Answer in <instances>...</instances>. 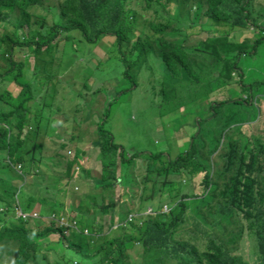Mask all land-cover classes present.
<instances>
[{"label": "trees", "instance_id": "16d2710c", "mask_svg": "<svg viewBox=\"0 0 264 264\" xmlns=\"http://www.w3.org/2000/svg\"><path fill=\"white\" fill-rule=\"evenodd\" d=\"M134 1L141 3V8L152 11L146 24L158 34L156 38H151L144 31L135 34L143 23L139 21V15L135 11L129 7L125 9V0H63L58 7L59 13L54 16L56 19L52 27L46 31L47 35L37 29L24 43V37L18 36L21 29L25 25L30 27L31 19L39 26L45 19V16L35 15L33 12V8L40 4L41 0H0V23H7L4 13L18 14L11 34L5 31L0 38V57L8 63L7 70L0 75V83L14 82L21 89L14 97L7 86L0 92V95L8 98L6 103L9 107L0 109V122L5 120L6 124H9L13 116L18 117L10 131L0 125V181L5 182L0 190V223L1 220L10 218L16 222H6L0 229V240L19 244L15 255L9 253L11 264H31L34 251L42 248L44 243L50 245L48 237L61 232L50 225L31 229L29 222L15 217L17 210L30 212L36 201L48 205L50 215H55L57 204L54 198L46 201L36 193L27 195L25 203L21 202L24 192L14 185V181H25L29 176L28 171L32 169H36L35 172L31 171L33 178L42 175H49L58 180L63 175L70 177L76 173L71 164L74 166L78 163L77 159L83 153L81 142L87 141L94 148L98 146L100 164V171L93 174L96 175V180H90V191L101 189L102 193L106 191L107 196V201H103L100 206L94 202V197L90 198L89 203L92 204L93 210L98 209L102 213L110 209L115 224L120 216L118 202L121 199L115 195V190L117 186L125 188L124 185H118V169L122 168L123 172H126L129 170L127 166L133 165L138 156H144L146 161L150 159L145 156V152L138 150L129 157L123 147L120 148L114 143L113 135L106 129L109 105L104 107L101 116L97 117L95 132L81 136L74 133L75 129L79 128L75 122L70 127L66 124L68 119H62L59 123L58 116L55 117V127H63L68 134H72L69 141L74 143L75 156L72 157L71 164L66 155L58 154V157L52 158L39 153L36 139L50 135L47 129L52 127L44 116L46 107L42 105L43 101L46 98L52 101L58 92L55 87L57 83L62 85L67 80L63 81L49 74L40 79L39 66L37 73L28 74L29 78L22 75L19 67L16 68L15 74H12L17 65L11 59L13 45L30 47L32 54L38 57L44 48H53V40H61L68 35L72 38L73 32L77 34L78 42L82 46L95 45L104 36H113L115 40L108 51V58L116 59V63L120 64L118 66L123 84L121 94L132 92V83L137 84L140 78L147 79L152 75L153 71L148 68V64L150 58H155L162 63L158 71L164 78L158 91L159 97L160 93L166 96L163 99L165 104L161 103V107L171 113L179 106H187L192 110L197 109L195 106L198 104L206 102L198 111L207 114L201 116L198 121L212 122L215 126L223 108L245 107L252 110L255 99L259 95L264 97V84L259 81L245 84L242 81L243 71L238 66L239 59L246 57L247 52L244 51L252 46L259 48L264 44V32L254 40L246 38L241 42H232L228 39V31L217 28H214L215 31L206 30L208 33L204 37L199 36L204 32L202 29L194 33L195 38L188 36L190 30L199 25L194 24V20L199 17L231 28H258L261 23L258 17L253 15L255 0H190L194 3L193 6L190 5L195 15L194 20H190L189 14L182 17L173 15L176 22L185 25L184 32L169 29L173 5L176 4L180 9V0ZM206 25L211 26L208 22ZM4 28H7L6 24ZM185 38L190 43L189 46L184 45ZM71 49L66 48V51ZM254 54L256 51L250 55ZM237 72L239 77L234 79L233 74ZM87 81L88 79H85L82 82ZM51 86L54 87L53 95L48 94ZM82 87L89 90L82 85L81 91L84 93ZM149 88L154 89L153 86ZM62 89L63 86L60 90ZM222 89L228 90V97L220 102L210 101V96ZM120 91L117 89V92ZM73 93L79 96L77 91L68 89L69 95ZM224 116V127H221V131L224 129L226 133L215 140L216 152L223 153L221 167L227 170L226 177H222L221 186L210 187L211 194L199 197L194 196L191 191H183L198 174L203 173V187L206 186L207 178L213 175L211 169L196 158L200 154L196 144L203 147L204 141L193 140L189 152L185 151L173 158L174 166L167 165L171 160L164 161L162 158L151 162L155 167L146 165L147 174L142 179L141 189L144 192L148 189V183H151V193L146 195L147 197L142 194L137 197L141 207L135 209L138 213L133 219L126 221V217L116 223V229L128 225V232L121 227L119 233L103 244H97V237H92L97 235L90 232V235L80 236L79 244L71 246L67 243V253L58 260L88 253V261L84 264H248V258L253 260L254 264H264V131L262 129L258 130L257 134L246 135L242 131L244 116ZM235 118L238 121L237 127L231 128L229 120ZM44 119L46 121L43 123ZM88 120L89 118H85L83 122ZM69 128L74 130L70 132ZM13 131L16 132L15 135H11ZM22 132H25L23 137ZM55 145L51 150L58 149L52 154L64 150L67 143L59 142ZM42 150L43 146L40 151ZM37 155L43 156L47 163ZM24 162L26 168L23 170L14 166V163ZM55 165H58L60 173L54 171ZM82 166H86L85 158ZM7 167L11 168L7 170ZM159 168L162 169L157 170ZM87 171L83 168V178L88 177ZM219 175L220 173H217L216 177L219 178ZM49 188L47 183H44L43 187H35L41 195L47 193ZM130 189L129 187L128 190ZM217 192L220 196L213 195ZM143 202H153L154 210L149 207L146 209L142 206ZM76 206L70 210L72 214L77 212L83 216L79 223L91 225L94 231L100 229V226L92 225L96 218L94 213L84 211L80 203ZM75 219L72 217L68 220L72 222ZM209 219L212 221L209 222ZM216 232H222V235ZM65 238L60 236V239ZM238 239H246L251 245L246 253L241 249ZM94 250L98 254L97 257H93ZM133 250L134 256L130 254Z\"/></svg>", "mask_w": 264, "mask_h": 264}, {"label": "rangeland", "instance_id": "374dc122", "mask_svg": "<svg viewBox=\"0 0 264 264\" xmlns=\"http://www.w3.org/2000/svg\"><path fill=\"white\" fill-rule=\"evenodd\" d=\"M62 2L63 0H41V3L33 8V12L35 15L45 16V19L41 22L40 26L34 24V19H31V26L28 27L25 25L21 29V32L18 33L19 37H24L22 41L24 42L27 39H30L34 35V31L37 29L47 35L46 31L52 27L53 22L56 19L54 16L59 13L58 7ZM124 5L125 9L129 7L132 11H135L139 15V21L143 23L140 26L141 29H137L138 32L135 33L136 35L144 31V33L150 35L151 38H156L158 36V34L153 32V30H151L146 24L147 18L151 17V10L147 11L144 8H141V3H137L134 0H125ZM190 5H194L190 0H180V9L177 8L176 4L173 5L174 9L173 14L171 15V20L169 21V29L173 31L176 29H179L181 32L185 31V25L176 22L174 16L182 17L184 14H189L190 20H194L195 15L190 9ZM253 10V15L258 17L259 22L261 23V25L258 24V28H253L251 26H246L245 30L237 27L231 28L227 25L215 24L199 17L194 20V24L199 23V25H197L196 28L191 29L188 36L191 35L192 38H195L196 35L194 33L197 30L202 29L204 32L199 36L204 37L206 36V33H208L206 30L212 29L215 31L214 28H217L228 31V39L232 42L245 41L246 38L254 40L256 37L262 36L264 32V0H255ZM3 16L6 18L7 23H0V38L5 31L8 34H11L14 23L18 19L17 13H4ZM207 22L210 23V27L206 25ZM5 24L7 27L6 29L4 28ZM71 37L73 40L70 38V35L61 38V40H53L51 43L53 48L51 50H49L50 48H44L42 54L38 57L32 54L30 47L13 45L11 59L14 63H17V65L14 67L12 74H15L16 68L19 67L22 75L28 77L29 73H37L38 69L41 68L39 69L41 74L39 76L40 79L45 78L46 74H49L57 76L58 79L63 81L67 80L62 85H58L57 83V86L55 87L58 92L52 101L49 98H46L43 101L42 105L46 107L44 109L46 110L44 116H46L45 118H48L52 127L47 129L50 135H47L46 137L40 136L36 139L39 153L56 158L59 155H65L66 151L69 150L66 157L71 164V159L75 156L74 143L69 141L72 134H68L63 127L56 128L58 125L55 127L56 119L54 116H58L59 123L62 119H68L69 122L66 124L69 126H73L72 123L75 122L79 127L75 129V131L80 133L90 127L89 133H91L92 131L95 132L97 126L95 122L97 117L101 116L104 107L109 105L106 129L111 135H113L114 143L120 148L123 147V150L127 151L126 154L129 157L136 154V150H138L145 152V156L150 158L148 159L149 161H146L144 156H138L133 165L127 166V168L129 167V170L126 172H123L122 168L118 169V185H124L125 188L117 186L115 190V195L118 196V198H121L118 202L120 216L116 219L115 224L118 223L117 221L120 222L125 220L126 217V221H128L130 215L134 218L137 215L136 213H138L135 209L141 207L137 197H140L141 194L148 196L151 193V183H148V189L144 192L141 189L142 179L147 174L146 165L148 164L151 167H155L151 162L162 158L164 161L167 159L171 160L172 162L167 165L174 166L173 158H176L178 154L185 151L189 152V146L193 140L202 139L204 141L203 147L196 144V148L200 153L196 158L201 161L204 166L210 168L213 175L212 177L209 176L207 178L206 186L203 187L201 184L203 173L198 174L192 180L190 186H185L183 188V191H191L194 196L199 197L205 194H211L212 191L210 189L212 187H217L218 185L221 186L223 181L222 177H226L227 170L226 168L222 169L221 167L223 153L221 151L216 152L215 140L226 133L224 129L221 131V127H224V114H236L237 117L244 116L242 131L246 135L257 134V131L262 129L264 131L263 95H259L255 99L252 110L245 107H235L232 109L223 108L221 110V116L215 122L217 124L216 126L212 122L202 123L198 121L201 116L207 114L206 112L202 113L198 111L199 108H202V105L206 104V102L195 106L197 109L191 110L187 106H179V108L175 109L173 112L167 113L168 110L161 107V103L165 104L163 99L166 96L162 93H160V97L158 95V91L161 89V83L164 80L162 73L158 71L159 67H162V63L159 62V60L150 58L151 60L149 61L148 68L152 69V75L147 79L140 78L137 84L132 83L130 88L132 92L121 94L120 90L123 84H121V70L118 66L120 64L116 63V59L108 58V51L113 46L115 38L113 36H104L95 45L82 46V44L78 42V36L75 32L71 33ZM184 45H190L186 38ZM66 48H72L73 50L66 51ZM254 51H256V54L250 55ZM245 52H247L246 57H241L238 65L243 71L242 81H244L245 84H250L253 81H259L264 84V44L259 48L252 46L247 51H244V53ZM7 68L8 63L0 57V75L4 74ZM122 70L125 72L124 67ZM144 71L145 67L143 68V72ZM238 77V72L233 74L234 79H238ZM85 79H88V81L83 83L82 81ZM170 82H173L174 84L173 80ZM82 85H85L89 90H85L82 87L85 93L82 92ZM5 86H7V89L11 92L13 97L16 95L17 91L21 90L14 82L5 81L2 84L0 83V92L2 89H5ZM62 86L63 89L60 90ZM149 86H153L154 89H150ZM44 88L45 87H43V89ZM53 88L54 87L51 86L48 91L49 95L52 94ZM68 89L77 91L79 96H76L74 93L73 95H69ZM117 89L120 92H117ZM0 97V109L4 110L5 108H9L7 106L8 103H6L8 98L6 96L3 97L2 95H0ZM227 97L228 90L222 89L214 92L210 96V101L220 102ZM55 103L57 105H55ZM17 118V116H13L9 124H6L5 120H1L0 125H4L10 131L14 127V124H16ZM85 118H89V120L83 122ZM45 121L46 119L43 120V123ZM229 121L231 128L237 127L236 125L238 121L236 118ZM52 129H54L53 132ZM72 130L74 129H68L70 132ZM15 134L16 132H11V135ZM24 134L25 132H22V137ZM59 142H66V148L59 151L57 154H52L58 148L56 150L51 149L55 148V144H58ZM43 145L45 146V149L40 151ZM82 150L84 152L78 157V164L75 163L74 166L71 164V168H73V171H76V173L71 174L70 177L63 175L60 176V179L58 180L49 175H42L41 177L38 176L33 178L32 173L35 172L36 169H32L33 172H31L32 170L28 171L29 176H27L25 181H14V185L24 192V196L21 200L23 203H25V197L27 195H34L35 193L46 201H49V198H54V201L57 204L55 215H50L48 205L40 201L33 203L31 210L32 213H26L20 210H18L17 213L18 217L31 218L32 221L37 222L38 224L31 222L33 227H36L35 225H37L36 228L45 227L47 225L56 227L55 221H47L51 218H76L74 221L80 232H82V228H84V233L87 232V235H90V232L96 234L97 236L92 237L100 238L99 241L96 238V242L97 244H103L109 238L119 233L121 227L125 228L127 232L129 231V228H127L128 225H125L116 229L117 226L113 223V213L110 209L103 211V213L98 209L93 210L92 204L89 203L91 200L90 198L94 197L93 200L98 206H100L103 201H107L106 191L104 193H102L101 189L90 191L89 186L91 181L96 180V175L93 176V174L100 171L98 146L94 148L91 146V143L84 141L82 144ZM37 156H40V159L43 158L41 155ZM84 158L86 163L85 167L82 166ZM43 160L47 163V160L44 158L42 161ZM20 164L21 163H14V166L20 169L22 168V170L26 168V162ZM58 165L54 166V171L56 173H60V169L57 167ZM75 166H78V168L74 169ZM35 167L36 164L34 165V168ZM10 168L11 167H7V170ZM83 168L88 170V177L90 178L92 176V178L89 179L87 176H84L83 178ZM15 170L17 171V169ZM217 173H220L219 178L216 177ZM84 175H86V172ZM44 183H47L50 188L47 193L41 195V192L36 190L35 187H43ZM4 184L5 182L0 181V190ZM129 187L131 188L130 190H128ZM64 190L65 192H63ZM213 195L220 196L218 192ZM79 203L82 205L84 211L87 210L89 213H94L96 218L92 225L100 226V229L94 231V228L91 225L85 226L83 223H79V219H83V216L77 212H73L72 214L70 210L73 207H77L76 205ZM154 205L153 202L142 203V206H145L146 209L148 207L153 209ZM7 221H11L14 224L16 223L15 220L11 218L8 220H1L0 229L5 226ZM211 221L212 220L209 219V222ZM214 229L217 230V228ZM216 233L222 235V232ZM79 238L80 233H69L65 239H60L57 234L50 235L47 240L50 245L44 243L41 246L42 248H37L33 253L31 264H84V262L88 261V253L85 254L84 252L83 256L77 255L71 258L64 257L63 259L58 260L63 257L69 249L66 247V244L69 243L71 246L72 244H79ZM237 242L241 243V249L245 253L251 248V245L246 239H238ZM18 248L19 244L14 241L0 240V264H11L12 259L9 253L12 252L15 255ZM130 254L134 256L135 250L130 251ZM97 256L98 254L94 250L93 257ZM247 263L254 264L253 260L249 258L247 259ZM26 264L29 263L27 262Z\"/></svg>", "mask_w": 264, "mask_h": 264}, {"label": "clouds", "instance_id": "9594fccd", "mask_svg": "<svg viewBox=\"0 0 264 264\" xmlns=\"http://www.w3.org/2000/svg\"><path fill=\"white\" fill-rule=\"evenodd\" d=\"M68 152H69V150H67L66 151V153H65V155L67 156V154H68ZM67 158V157H66ZM78 164V163H77ZM18 211V210H17ZM17 211H16V214H15V217L16 218H20L21 220H23V221H25V222H29V224H30V228L31 229H38V228H36L37 227V225H35L36 227H33L32 226V224H31V222L32 223H36V224H38L37 222H34V221H32V219L31 218H25V217H21V216H19L18 217V214H17ZM21 211V210H20ZM24 212V211H23ZM26 213H32V211H30V212H26ZM61 219V218H60ZM60 219H56V218H51V219H49V220H47V221H49V222H51V221H55L56 222V227H53L54 229H59L61 232H57V233H53V234H51V235H55V234H57L58 236H59V238H60V236L61 235H63L64 237H67V235L69 234V233H80V236H87V233L85 234L84 233V228H82V226H81V228H82V232H80L78 229H77V224H76V222L73 220L72 222H70L68 219H65V218H63L62 217V219L63 220H65V221H63V223L65 224V225H60L59 224V221L58 220H60ZM115 226H117V224H115Z\"/></svg>", "mask_w": 264, "mask_h": 264}, {"label": "crops", "instance_id": "0c3cea01", "mask_svg": "<svg viewBox=\"0 0 264 264\" xmlns=\"http://www.w3.org/2000/svg\"><path fill=\"white\" fill-rule=\"evenodd\" d=\"M54 117H56V116H54ZM70 127H71V125H70ZM72 129V128H71ZM89 129H90V127H88L87 129H85V130H83L82 131V133H80V132H77V131H74V133L76 134V135H83V134H88L90 131H89ZM93 132V131H92ZM84 143V141H82L81 142V149H82V144ZM43 149H45V146L43 145ZM83 151V150H82ZM84 152V151H83ZM78 168V166H75L74 167V169H77Z\"/></svg>", "mask_w": 264, "mask_h": 264}, {"label": "built area", "instance_id": "2783aa9c", "mask_svg": "<svg viewBox=\"0 0 264 264\" xmlns=\"http://www.w3.org/2000/svg\"><path fill=\"white\" fill-rule=\"evenodd\" d=\"M17 214H18V213H17ZM34 216H35V214H34ZM25 218H26V217H25ZM131 219H133V216H132V215L129 216V219H128V220L130 221ZM58 221H59V224H60V225H65V224L63 223V221H65V220H63L62 218H61L60 220H58ZM86 233H87V232H85V234H86Z\"/></svg>", "mask_w": 264, "mask_h": 264}]
</instances>
